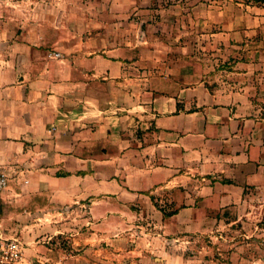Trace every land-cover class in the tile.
Here are the masks:
<instances>
[{
  "label": "crops",
  "instance_id": "crops-1",
  "mask_svg": "<svg viewBox=\"0 0 264 264\" xmlns=\"http://www.w3.org/2000/svg\"><path fill=\"white\" fill-rule=\"evenodd\" d=\"M70 2L0 1V232L27 264H225L189 237L264 161V97L209 80L183 41L164 56L112 42ZM47 230L69 232V250L40 244Z\"/></svg>",
  "mask_w": 264,
  "mask_h": 264
},
{
  "label": "rangeland",
  "instance_id": "rangeland-1",
  "mask_svg": "<svg viewBox=\"0 0 264 264\" xmlns=\"http://www.w3.org/2000/svg\"><path fill=\"white\" fill-rule=\"evenodd\" d=\"M0 1L7 3V0ZM10 1L27 6L29 4L32 12L39 9L44 2ZM45 1L49 7L69 6L71 3L70 0ZM74 1V5L84 11L83 16L92 18L96 26L106 22V39L112 42L145 40L144 45L149 49L147 54L156 53L162 56L182 55L179 46L185 42V51L196 64H201L202 69L205 66V71L211 76L209 80L218 78V83L223 84L224 88L232 86L230 89H238V86L240 88L246 82L245 85L254 91L253 98L264 97L256 92L260 87L264 89V0ZM52 15L54 16L53 13ZM30 18L32 22H37L40 16L33 13ZM158 27L163 28L162 32ZM158 35L162 38V43H169L170 46L162 45ZM231 70L236 72L231 73ZM242 70L249 74L247 79L244 78L246 74L242 76ZM237 72H241V75ZM259 105L252 111L256 116L264 114V108H259ZM263 130L262 127L260 134ZM259 151L256 149L255 153ZM262 152L264 157V148ZM259 164L257 171L251 172L247 187L237 192L238 201L228 207H220L218 213H222L221 220L207 223L210 224L208 235L202 237L197 232L189 237L192 245L198 246L201 242L207 244L208 255L221 263L264 264V161ZM157 203L160 208L167 209L163 206V201L157 200ZM213 211L214 209L211 210ZM155 224L144 223V226L151 227L152 232L158 227V223L157 226ZM68 233L56 235L47 230L36 238L40 244L53 247L50 244L57 242L65 250H69ZM146 237L156 247L163 241L162 237L152 233ZM17 238L23 243L22 239ZM191 249L196 252L195 246Z\"/></svg>",
  "mask_w": 264,
  "mask_h": 264
},
{
  "label": "built area",
  "instance_id": "built-area-1",
  "mask_svg": "<svg viewBox=\"0 0 264 264\" xmlns=\"http://www.w3.org/2000/svg\"><path fill=\"white\" fill-rule=\"evenodd\" d=\"M8 175L0 169V196L7 185ZM0 264H27L24 256V244L15 236H6L0 232Z\"/></svg>",
  "mask_w": 264,
  "mask_h": 264
}]
</instances>
